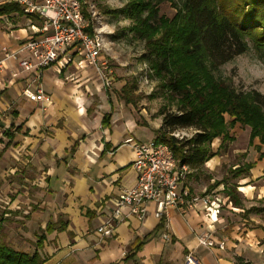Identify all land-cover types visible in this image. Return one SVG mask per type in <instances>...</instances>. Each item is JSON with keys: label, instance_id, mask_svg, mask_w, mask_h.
Segmentation results:
<instances>
[{"label": "crops", "instance_id": "1", "mask_svg": "<svg viewBox=\"0 0 264 264\" xmlns=\"http://www.w3.org/2000/svg\"><path fill=\"white\" fill-rule=\"evenodd\" d=\"M8 24L6 31L0 29V46L14 48L39 29L31 23L29 31ZM76 53L81 57L71 50L63 68L44 70L42 85L51 98L45 108L21 95L22 80L0 91V124L10 110L14 116L4 128L13 137L0 147L2 239L32 253L36 235L45 233L42 264H187L186 256L194 264H233L236 257L264 264L260 208L248 218L234 219L235 212L244 210L226 206L230 210H219L211 221L201 208L168 207L156 217V205L148 203L142 220L127 218L112 237L97 243L96 227L110 215L120 191L136 182L134 150L127 140H150L154 133L138 129L133 104L98 94L87 105L80 94L73 97L52 80L51 74L77 67ZM105 114L110 115L107 125L102 124ZM254 161L249 177L238 183L246 200L264 196V155ZM204 232L212 235L213 247L197 244L196 236ZM137 240L142 244L135 249Z\"/></svg>", "mask_w": 264, "mask_h": 264}, {"label": "trees", "instance_id": "2", "mask_svg": "<svg viewBox=\"0 0 264 264\" xmlns=\"http://www.w3.org/2000/svg\"><path fill=\"white\" fill-rule=\"evenodd\" d=\"M161 2L130 0L124 7L110 10L114 16L123 15L131 20L129 30L136 39L145 41L143 57L150 70L177 97L176 112H161L162 122L155 141L167 145L177 164L192 171L199 170L217 153L209 146L215 137L222 136V143L231 140L228 129L235 122L249 126L250 143L258 138L264 145L263 94L254 89L235 92L213 74L221 65L246 52L249 41L264 52V0H178L173 1L176 11L172 18L158 15ZM81 5L83 15L89 19L84 4ZM4 14L13 17L24 13L18 3L10 1L0 4V15ZM32 16L40 27L42 20ZM87 31L92 34V27ZM132 89L133 86L126 84L121 87V99L125 103L135 104L130 95ZM223 113L233 120L225 122ZM109 117L104 115L103 125L108 124ZM177 128H192L195 133L179 139L172 134ZM3 134L13 137L9 129L3 130ZM253 165V162L240 165L233 177H243ZM221 182L215 181L210 188ZM238 186L235 182L224 188L233 207L242 206ZM257 209L252 207L249 211ZM45 231H51L49 224ZM36 237L32 253L0 242V264H42L39 251L43 248L45 233ZM141 244L142 240H137L133 246L138 249ZM233 264L250 262L236 257Z\"/></svg>", "mask_w": 264, "mask_h": 264}, {"label": "rangeland", "instance_id": "3", "mask_svg": "<svg viewBox=\"0 0 264 264\" xmlns=\"http://www.w3.org/2000/svg\"><path fill=\"white\" fill-rule=\"evenodd\" d=\"M79 1L80 4H84V10L89 15V19L88 17L85 18L91 22L95 29L94 32L99 33L104 40L105 49L103 55L110 71L108 75L111 78V84L105 85L95 70L83 62L77 53V67L64 70L58 74L56 72L51 74L52 80L61 82L62 90L69 92L73 97L80 94L81 100L86 101L87 105L92 104L95 99L97 100L98 94L120 99L121 87L125 84L133 86L130 95L135 104L132 105V109L130 108L131 113L135 118L138 129L145 130V128H148L152 130L154 133L153 138H155L157 129L162 122L161 112L166 110L176 112L178 108L177 97L162 86L161 80L150 70L143 57L146 52L145 41L136 39L133 36L129 30L132 25L131 20L123 15L114 16L110 13V10L124 7L130 0ZM173 1L177 2L178 0ZM173 1L162 0L158 5V15L172 18L176 11ZM7 2H10V0H0V4ZM20 8L22 9V7ZM22 12L24 13L23 9ZM32 15L35 14L24 13L20 16L13 15V17L5 14L0 15V29L6 31L9 28L8 23H11L18 25L17 28H26L29 31L30 23L37 25V21L32 18ZM213 74L235 92H248L254 89L264 96V52L250 41L246 52L221 65L213 71ZM38 106L40 105L38 104ZM11 113L10 110L6 115L7 118L3 117L4 121L0 124V147L9 144V137L2 135V131L9 126L8 118L14 117ZM223 117L225 122L233 120L227 113H223ZM14 128L15 126L13 125L11 129L13 130ZM194 133L195 130L192 128H177L172 134L180 139L182 137L189 138ZM228 136L231 140H227L225 143H222V136L215 137L209 146L212 151L217 153L205 161L199 170H189L185 178V185L188 186L192 193L218 195L222 199L221 209H219L221 212L230 210L229 206L233 207L229 197L224 193L225 186L235 182L237 184L243 182V179L250 175L249 169L248 173L245 172V175H242L243 177L235 178L233 177L234 170L240 165L244 166V164L249 162H253L255 165L254 159L259 160L264 155L262 151L264 145L259 143L258 138H254L251 143L249 142L250 128L248 125H242L239 122L233 123L228 129ZM260 154L262 155L261 157L259 156ZM221 180L220 184L212 189L210 188L215 181ZM237 191L242 200V206L235 208H240L244 211L235 212L234 219L248 218L249 213L254 212V210L249 211L252 207L260 208L261 211H264V199H257L255 196L252 200H246L244 195L238 190V187ZM1 195L0 193V198H2ZM250 204H253V206ZM254 204H257V207ZM252 225L254 224L252 223ZM0 242H5L1 235Z\"/></svg>", "mask_w": 264, "mask_h": 264}, {"label": "built area", "instance_id": "4", "mask_svg": "<svg viewBox=\"0 0 264 264\" xmlns=\"http://www.w3.org/2000/svg\"><path fill=\"white\" fill-rule=\"evenodd\" d=\"M10 1L18 3L25 14L37 15L42 25L38 33L22 40L14 48L5 44L0 46V91L22 80L21 95L30 102L47 106L51 98L42 85L44 70L63 68L71 60L72 49L95 70L105 85L111 84L103 55L104 40L83 15L79 0ZM90 27L92 34L87 31ZM7 62H12V68L9 69ZM127 142L134 150L131 165L136 172V182L120 191L110 215L96 227L97 243L112 237L118 223L127 218L142 220L148 203L156 205V217H161L168 207L201 208L210 219L217 215L222 199L216 194L192 193L185 185L188 167L177 164L167 145L156 142L154 138L138 142L129 139ZM196 241L208 248L215 245L208 232L198 234ZM218 246L222 248V243ZM186 263L194 264L189 256H186Z\"/></svg>", "mask_w": 264, "mask_h": 264}, {"label": "bare ground", "instance_id": "5", "mask_svg": "<svg viewBox=\"0 0 264 264\" xmlns=\"http://www.w3.org/2000/svg\"><path fill=\"white\" fill-rule=\"evenodd\" d=\"M250 189H252V188H250ZM242 190H244V191H245V189H242Z\"/></svg>", "mask_w": 264, "mask_h": 264}]
</instances>
